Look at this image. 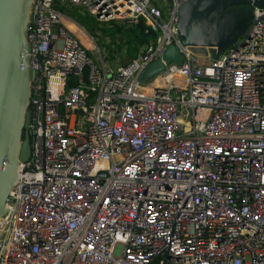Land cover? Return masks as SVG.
Masks as SVG:
<instances>
[{
  "label": "built area",
  "instance_id": "obj_1",
  "mask_svg": "<svg viewBox=\"0 0 264 264\" xmlns=\"http://www.w3.org/2000/svg\"><path fill=\"white\" fill-rule=\"evenodd\" d=\"M186 1H30L29 152L0 214V264H264V8L215 58L183 49L139 82L179 44ZM71 7L155 36L109 66Z\"/></svg>",
  "mask_w": 264,
  "mask_h": 264
},
{
  "label": "water",
  "instance_id": "obj_2",
  "mask_svg": "<svg viewBox=\"0 0 264 264\" xmlns=\"http://www.w3.org/2000/svg\"><path fill=\"white\" fill-rule=\"evenodd\" d=\"M31 0H0V214L15 178L16 163L28 158L26 122L28 68L24 28ZM253 7L264 0H187L177 10L179 44H169L138 76L145 82L164 64L180 65L181 51L215 58L237 39L243 40Z\"/></svg>",
  "mask_w": 264,
  "mask_h": 264
},
{
  "label": "rangeland",
  "instance_id": "obj_3",
  "mask_svg": "<svg viewBox=\"0 0 264 264\" xmlns=\"http://www.w3.org/2000/svg\"><path fill=\"white\" fill-rule=\"evenodd\" d=\"M67 15L73 19V26L96 39L95 43L103 51L102 55H104L108 61L109 66L127 61L129 54H121L119 56L118 50L120 49L119 47L122 45V42L119 33L113 29L115 26L119 27L123 25L118 23H113V25L110 23H98L86 11L79 8L71 7ZM111 32L112 35H109ZM81 42L85 51H87V54L90 55L91 59L98 65L99 61L96 59V55L94 54L91 45L87 42V39L83 38Z\"/></svg>",
  "mask_w": 264,
  "mask_h": 264
},
{
  "label": "trees",
  "instance_id": "obj_4",
  "mask_svg": "<svg viewBox=\"0 0 264 264\" xmlns=\"http://www.w3.org/2000/svg\"><path fill=\"white\" fill-rule=\"evenodd\" d=\"M113 23L115 22H110L111 25H113ZM113 29L119 33L122 42V45H120V49L118 50L119 56L121 54H129L127 60L134 56L139 45L146 43L155 36V33L145 27L142 22L127 27L115 26ZM109 35H112V32Z\"/></svg>",
  "mask_w": 264,
  "mask_h": 264
}]
</instances>
